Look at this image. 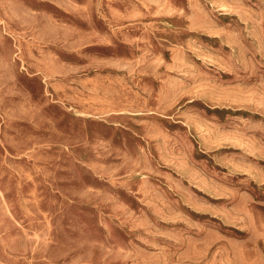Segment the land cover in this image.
Here are the masks:
<instances>
[{
	"label": "rangeland",
	"instance_id": "374dc122",
	"mask_svg": "<svg viewBox=\"0 0 264 264\" xmlns=\"http://www.w3.org/2000/svg\"><path fill=\"white\" fill-rule=\"evenodd\" d=\"M0 264H264V0H0Z\"/></svg>",
	"mask_w": 264,
	"mask_h": 264
}]
</instances>
